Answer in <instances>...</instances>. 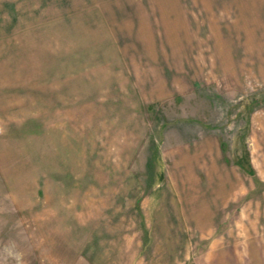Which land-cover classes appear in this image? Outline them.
<instances>
[{"label":"rangeland","instance_id":"374dc122","mask_svg":"<svg viewBox=\"0 0 264 264\" xmlns=\"http://www.w3.org/2000/svg\"><path fill=\"white\" fill-rule=\"evenodd\" d=\"M0 264H264V0H0Z\"/></svg>","mask_w":264,"mask_h":264},{"label":"trees","instance_id":"16d2710c","mask_svg":"<svg viewBox=\"0 0 264 264\" xmlns=\"http://www.w3.org/2000/svg\"><path fill=\"white\" fill-rule=\"evenodd\" d=\"M240 168H242L247 174H253V171L251 169L250 163L247 162V165L245 167L241 166L240 164H237Z\"/></svg>","mask_w":264,"mask_h":264},{"label":"crops","instance_id":"0c3cea01","mask_svg":"<svg viewBox=\"0 0 264 264\" xmlns=\"http://www.w3.org/2000/svg\"><path fill=\"white\" fill-rule=\"evenodd\" d=\"M249 163H250V166H251V169H252V171H253V174H251L253 177H255L256 176V170L254 169V166L252 165V162H251V160L249 161ZM248 175H250V174H248Z\"/></svg>","mask_w":264,"mask_h":264}]
</instances>
